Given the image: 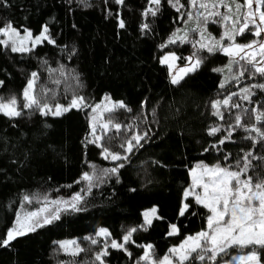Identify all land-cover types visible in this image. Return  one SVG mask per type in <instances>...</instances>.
Masks as SVG:
<instances>
[{"label":"trees","instance_id":"1","mask_svg":"<svg viewBox=\"0 0 264 264\" xmlns=\"http://www.w3.org/2000/svg\"><path fill=\"white\" fill-rule=\"evenodd\" d=\"M181 2L185 8L177 12L167 0H162L157 16L147 19L142 12L148 0H125L122 6L114 0H87L86 3L8 0L7 5H0V25L11 21L15 27L37 33L47 24L56 40L55 45L46 41L38 44L31 53H13L0 47V80L4 81L0 98L7 102L15 96L18 104L22 103L21 93L30 73L37 71L40 73L37 93L41 89H55V97L49 103L68 104L75 93L85 96L92 104L107 94L131 109L129 112L117 108L104 114L107 122L111 119L113 123L132 126L130 131L125 127L119 134L111 128L107 131L103 142L111 151L122 153L120 144L125 138L151 128L148 142L141 141L144 147L135 150L130 162L120 169V182L112 177L87 192L88 183L82 176L84 172L92 173L91 165L98 170L120 163L104 159L96 144L85 143L86 137L92 139L89 109L74 108L60 117L42 116L33 110H25L24 115L13 119L0 114V237L12 226L23 206L34 208L43 199L60 194L80 192L85 197L78 205L82 210L67 207L61 211L59 220L18 237L8 248H0V264H92L104 241L102 237H95L99 227L108 229L109 240L120 241L129 228L142 222L143 209L153 205L164 219L154 220L148 231L133 235L135 244L127 245L131 257L124 251L109 248V255L104 257L106 264H137V261L148 264L140 260L144 249L136 245L152 244L153 258L159 259L172 245L206 227L209 212L195 204L192 197L187 199L191 205L189 211L184 216L178 214L183 191L190 183L189 168L198 160L225 164L226 153L232 154L228 163L235 165L242 149H252V141L245 139L246 132L237 129L231 142L221 145L219 150L212 147L225 131L209 136L208 129L221 126L226 130L240 109L221 108L224 112L221 121L212 115L210 102L222 99L237 87V82H227L226 67L231 60L228 55L222 51L210 54L200 50L198 44L193 47L198 33L191 29L196 23L181 18L183 12L193 9L187 6L188 0ZM119 19L125 21L124 29L118 27ZM145 22L150 23L151 31L142 33L140 25ZM178 27L188 29L187 41H177L161 49L160 45ZM69 51L75 52L71 58ZM168 51L180 57L181 63L193 53L204 57V62L179 85H173L168 67L160 63ZM44 60L48 61L47 65L42 63ZM61 65L65 66L66 76L78 75V81L68 79L64 83L62 78L59 86L53 84L59 71L50 76L47 69L59 70ZM216 68L225 71H212ZM262 80L258 75L252 80L245 77L239 85ZM222 81H225L224 88H220ZM255 91L254 101L264 103V93ZM142 101H147L143 109ZM233 101L244 107L253 106L237 97ZM254 122L250 113L245 116V123ZM206 148L209 150L205 151ZM255 154L264 155V146L258 144ZM254 164L255 170L249 174L264 177V161H254ZM132 188L136 191H130ZM24 195H29L32 202H24ZM171 223L178 226L179 234L167 235ZM70 237H76L80 247L87 251L77 257L66 255L59 248L58 240ZM85 237H94L101 243L92 245ZM235 251L239 250H232Z\"/></svg>","mask_w":264,"mask_h":264},{"label":"snow or ice","instance_id":"2","mask_svg":"<svg viewBox=\"0 0 264 264\" xmlns=\"http://www.w3.org/2000/svg\"><path fill=\"white\" fill-rule=\"evenodd\" d=\"M86 3L87 0H80ZM107 2V0H106ZM117 5H123L125 0H114ZM8 0H0V5H7ZM167 3L181 12L185 8V4L181 0H167ZM254 0H188V7L193 10L183 12L181 18L187 21H195L196 27L191 31L197 32L200 39L197 40L193 47L199 45L200 50L214 53L222 51L226 55L233 57L230 60L226 70L229 73L227 82L236 81L239 87L241 78L247 77L252 80L257 75L264 79V0H255L257 7L253 9ZM162 0H148V6L143 10L142 16L147 19L148 16L156 17L161 9ZM234 5V7H233ZM221 8L226 9L225 12L220 11ZM258 14V16H257ZM119 16V13H117ZM209 23H221L225 27L223 35L217 40L210 34L207 35V25ZM249 25L252 27L250 28ZM125 21L118 20V27L125 28ZM142 33L151 31L150 23H142L140 25ZM254 29V30H253ZM250 33L255 37L248 43H238L237 37H243L245 33ZM180 29H177L167 41L160 45V48H166L168 44H175L177 41L186 42L188 32L180 35ZM229 41L227 45L223 44L224 40ZM55 45L56 40L52 37L49 26L45 24L41 32L33 36L28 29L21 30L13 25L11 21L0 25V47L10 49L13 53H31L38 44L44 42ZM74 51H69V58L74 55ZM181 59L174 52L165 54L160 63L167 65L171 84L179 85L181 81L189 73L196 71L204 62V57L192 56L183 58L188 61L185 67L179 68L175 73L172 71L176 60ZM47 65L48 61H42ZM233 65L236 67L234 68ZM65 66L61 65L60 69H47L50 76L59 71V77L54 78L52 83L59 86L63 82L67 83L68 79L77 80L78 75L69 73L67 76L64 71ZM212 71L222 72L225 69L216 68ZM40 79V73L33 71L27 80V83L21 93L22 103L18 104L15 96L11 97L7 102L0 98V114L9 119L21 117L25 110L38 111L42 116L60 117L72 109L85 110L90 109V124L92 139L85 138V143L96 144L102 150L104 159L112 161H120L114 167L98 169L95 165H91L93 171L84 172L82 179L88 183L87 192H91L93 186H99L100 183L106 182L112 177L116 178L119 183L120 169L129 163L131 156L135 154V150L143 148L141 141L148 142L150 139L151 128L143 132H136L130 138H125L120 144L122 153L111 151L103 142L106 138L107 131L111 128L115 133H121L125 127L130 131L131 125H122L119 122L113 123L109 119L108 123L97 124L98 110L101 109L100 104H89L87 98L82 95L73 94L67 105L61 103H49L54 99L55 89H41L37 93V83ZM4 85V81L0 80V87ZM225 87V81L220 83V88ZM264 93V82L246 84L239 87V91L230 92L222 100H213L210 102L212 115L224 120V109H240L234 115V123H229L227 129L221 126H211L208 129L209 136H215L217 133L225 131V134L212 145L213 148L219 150L221 145L231 142L237 129H242L248 135L245 139L252 141V149L248 151L241 150L242 155L235 165L228 163L232 154L224 155L225 164L219 163L209 166L199 163L191 170V186L183 192V200L179 209V216H184L189 211L191 205L187 202L188 197H193L195 204L203 206L208 210L210 215L206 216V227L201 231L187 236L178 246H174L168 250V254L161 259H154V246L152 244L136 245L144 248V253L140 260L148 262V264H264L262 259V251H264V177H253L250 171H254L256 165L254 161H264V155H256L255 149L258 144L264 146V103L254 101L256 91ZM233 97L238 100L253 105L251 108L244 107L238 102L233 101ZM105 100H110L105 97ZM147 101L141 102V109L146 105ZM117 108L131 111L123 102L118 101L112 104L111 108L104 107V111L108 113L114 112ZM254 118V123H245V116L248 114ZM155 115V109L152 110ZM143 116V113H141ZM137 119H140L138 117ZM144 121L147 117H143ZM105 133V136L97 134V129ZM209 149H205L208 151ZM27 159V154H25ZM159 163V162H156ZM200 189V191H197ZM130 191L135 192L132 188ZM85 199L80 193L75 194L71 201H53L54 204H67L71 210H82L78 205ZM23 201L32 202L29 195L23 196ZM61 209L56 207L54 210H48L47 206L37 211L17 212L14 223L9 227L3 237H0V248H8L11 243L18 237H23L28 233L35 232L37 229L50 225L55 220L60 219ZM47 213V214H45ZM195 215L196 213H192ZM143 220L139 225L129 228L122 236L121 240L110 239L111 233L107 228L101 227L95 233V237L104 238L103 246L94 255L92 264H106L104 257L109 255L108 249H117L127 253L129 257L132 253L128 251V244H135L133 235L137 231H148L154 220H162L163 217L158 215V208L153 206L142 212ZM168 236L179 234V228L176 224L169 225ZM92 245H98L100 240L94 237H85ZM59 248L66 255L77 257L80 253L87 251L81 248L75 240L59 242ZM238 249L236 254H232V250ZM139 264V261H137Z\"/></svg>","mask_w":264,"mask_h":264},{"label":"rangeland","instance_id":"3","mask_svg":"<svg viewBox=\"0 0 264 264\" xmlns=\"http://www.w3.org/2000/svg\"><path fill=\"white\" fill-rule=\"evenodd\" d=\"M241 2H242V0H241ZM233 7H234V5H233ZM257 7V5L255 4V0H254V3H253V9L255 10V8ZM261 10H264V9H261ZM220 11H222V12H225L226 11V9H224V8H221L220 9ZM257 16H258V14H257ZM44 26V25H43ZM42 26V27H43ZM194 26H196V25H194ZM220 26V27H219ZM249 27L251 28L252 26L251 25H249ZM18 28V27H17ZM18 29H20L21 30V33L23 34V29H28V28H18ZM177 29H180V35H183L184 34V32H187L188 31V29L186 28V27H178ZM177 29L175 30V32L177 31ZM28 30H30V29H28ZM41 30H42V28H41ZM41 30L39 31V32H37V33H34L33 31H31L32 32V34H33V36H36V35H38L40 32H41ZM254 30V29H253ZM224 31H225V27H224V25L223 24H221V23H219V25H218V23H210V24H208L207 25V32H206V39H205V41L204 42H207V35L208 34H210L212 37H215L217 40L223 35V33H224ZM191 33V32H190ZM192 34V33H191ZM191 36V35H190ZM244 38H242V37H240L239 36V39H237V42L238 43H248V42H250L251 40H253L255 37H253V35H251L250 33H245V35L243 36ZM200 39V36H199V34H198V38H197V40H199ZM262 39H264V34H262ZM196 40V41H197ZM222 43L223 44H225V45H227L228 43H229V41H227L226 39L224 40V41H222ZM172 51H168V52H165L163 55H162V57L165 55V54H167V53H171ZM224 53V52H223ZM225 54V53H224ZM193 54H188L187 55V57H190V56H192ZM161 57V58H162ZM230 57V56H229ZM230 59L232 60L233 59V57H230ZM188 63V61L186 60L184 63H181V62H179V60H176L175 61V63H174V67H173V69H172V71L175 73L179 68H182V67H185L186 66V64ZM167 66V65H166ZM168 67V66H167ZM235 68V67H234ZM168 72H169V68H168ZM227 75H229V74H227ZM170 76V75H169ZM170 79H171V77H170ZM259 82H264V80H262V81H259ZM236 83V82H235ZM256 83H258V82H256ZM244 85H246V84H242V85H239V87H243ZM239 87L237 86L235 89H232V90H230L229 92H227V94L224 96V97H226L230 92H233V91H239ZM105 97H109L110 98V100H105ZM223 97V98H224ZM222 98V99H223ZM222 99H216V100H222ZM118 101H120V100H116V99H113L110 95H107V94H105V95H103L102 97H101V99H99V100H96V101H94L93 103H92V105H95V104H100L102 107H101V109H99L98 110V113H97V120L95 121V123H97V124H105V123H108L105 119H104V114L106 113L105 111H104V107H108V108H111L112 107V104L114 103V102H118ZM65 105H67V104H65ZM90 116H91V112H90V109H89V120H88V123H89V128H90V132H91V124H90ZM101 133L102 132H100V130H99V128L97 129V134H99V135H101ZM204 163V164H206V165H209V166H213V165H215V164H217V163H208V162H205V161H203V160H198V161H196L190 168H189V177H190V183H189V185L185 188V189H187V188H190V186H191V181H192V178H191V170L193 169V168H195V166L197 165V164H199V163ZM219 164H221V163H219ZM221 165H224V164H221ZM197 191H200V189H197ZM184 192V191H183ZM77 193H80V192H74V193H71V194H67V195H63V194H60V195H58V196H53V197H47V198H45V199H43L39 204H38V206H36V207H34V208H26V207H22L18 212H28V211H37V210H39L40 208H43V207H45V206H47V208H48V210H49V212L50 211H52V210H54L56 207H59L60 209H61V211L63 210V209H65V208H67V207H69L67 204H63V203H60V204H54V203H52L53 201H71V198L75 195V194H77ZM81 194V193H80ZM191 197V196H190ZM189 198V197H188ZM187 198V199H188ZM193 198V197H192ZM194 199V198H193ZM182 200H183V195H182ZM182 200H181V203H182ZM184 202H187L188 203V201L186 200V201H184ZM153 206H155V205H153ZM153 206H150V207H148V208H145V209H143V211L144 210H147V209H150V208H152ZM157 207V206H156ZM180 207H181V205H180ZM180 207H179V209H180ZM61 211H60V213H61ZM142 211V212H143ZM60 213H59V215H60ZM45 214H47V213H45ZM159 215V214H158ZM208 215H210V213H208ZM172 224V223H171ZM175 224V223H174ZM101 227H104V226H101ZM101 227H99V228H101ZM98 228V229H99ZM104 228H106V227H104ZM97 229V230H98ZM170 230V229H169ZM169 230H168V232H169ZM201 231V230H200ZM97 232V231H96ZM199 232V231H198ZM197 233V232H196ZM195 234V233H194ZM190 235H193V234H190ZM187 236H189V235H187ZM186 236V237H187ZM186 237H184L182 240H180L177 244H174V245H172L170 248H172V247H174V246H178ZM113 239H115V238H113ZM72 240H75V241H77V239H76V237H70V238H61V239H59L58 240V242H61V241H72ZM116 240H118V239H116ZM119 241V240H118ZM148 243H146V244H144V245H147ZM169 248V249H170ZM144 249V248H143ZM238 251H235V252H232V254H236ZM143 253H144V250H143ZM143 253H142V255H143ZM168 254V252L167 253H165V254H163L159 259H161V258H163L165 255H167ZM141 255V256H142Z\"/></svg>","mask_w":264,"mask_h":264}]
</instances>
